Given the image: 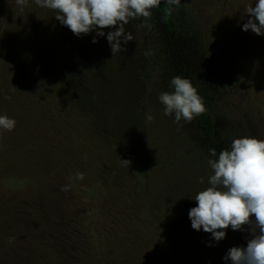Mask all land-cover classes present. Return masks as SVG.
I'll use <instances>...</instances> for the list:
<instances>
[{
  "label": "rangeland",
  "instance_id": "374dc122",
  "mask_svg": "<svg viewBox=\"0 0 264 264\" xmlns=\"http://www.w3.org/2000/svg\"><path fill=\"white\" fill-rule=\"evenodd\" d=\"M254 3L255 0H181L174 11L177 17L186 18V24L182 27L178 23V29L183 32L176 47L177 53L169 52L164 45L163 32L157 25L153 28L146 21L148 26H143V17L132 19L125 25L134 39L127 44L121 40L122 48L127 50L113 56L106 36L114 28L103 29L104 36H96L95 30L77 36L87 45L82 71L89 70V73L86 78H79L76 88L82 84V88L84 85L98 91L105 90L103 93L113 95L114 99L113 108L97 99L93 103L95 115L106 113L110 126L114 128L112 133L96 134L98 140L95 141L83 138L86 130H81L82 126L77 124L79 115L69 107L72 105L68 102L76 99H72V95L70 98L71 91L60 87L57 82L60 75L65 77V57L69 50L63 47L62 41L65 43L70 30L55 19L57 13L54 10L40 7L34 0H28L23 8L16 4V0H0V115L16 121L12 131L0 130L2 197L13 199L17 196L23 200L48 198L50 191L46 171H52L53 167L49 163L56 162V172L61 169L60 166L73 167L77 163L68 154L70 150L77 151L72 152L75 155L78 151L87 150L99 153L102 155L99 164H110L103 155L109 150L113 156L118 153L121 142L114 137L126 124L129 130H134L132 133L136 129L138 132L134 133L138 134L137 142L131 140L126 143L125 149L130 150L129 167H123L125 173L110 178L107 185L104 180L96 181L93 193L98 197L86 202L91 208L89 216L103 222L106 214L118 212L122 216L123 212V216L128 218L130 214L126 208L135 212L131 206L132 197L138 199L139 185L142 184L144 207L149 210L153 198L149 193L157 195L163 181L158 198L171 205L165 211L167 215L154 213L153 217L163 237L162 245L169 248L170 259L181 256L183 260L178 259L177 264H231L223 257L231 247H246L250 238L248 226L245 225L243 231H233L229 227L225 230V238L216 241L203 229L196 231L191 227L188 212L196 206L194 196L209 186L208 178L214 174L207 162L209 148L219 153L222 148H229L233 139L244 136L264 140V35L242 30V25L249 19L246 8L255 6ZM93 37L96 43H92ZM202 43L216 51L219 59H224L222 61L226 65L223 71L230 91L218 105V113L223 118L218 120L211 145L205 142L191 122L181 120L177 123L174 116H165L164 106L158 100L161 92L171 90L166 87L170 78L164 72L174 69L177 63L196 66L203 71L202 75H208L206 60L199 48ZM74 49H71L72 54L76 51ZM75 54L81 56L79 52ZM64 79L60 78L61 86ZM83 89L90 93L87 88ZM63 94H66L65 97ZM85 111L87 117L95 116L92 111ZM146 115H151L153 119L147 120ZM137 137L133 136L134 139ZM184 137L199 149H191ZM141 147L152 151L154 156L143 155ZM132 152L135 157L131 156ZM67 157L72 160L67 162ZM76 159L80 162L79 156ZM40 161L43 164L39 166L46 169L44 172L38 171L37 163ZM171 161L173 164H170ZM140 164L144 168L138 172ZM201 177L203 183H200ZM77 191L60 190L59 195L66 202L64 205L56 199V206L54 201L46 204L50 207L54 205L52 208L63 205V213H66L72 205V196L79 195ZM21 206V203L18 204V208ZM9 208V202L0 200V238L2 233L13 230L9 224H14L18 239L0 240V264H39L41 257L37 256V244H42L30 240L34 231L30 227L28 230L24 228L27 217L13 215ZM68 216L69 213L65 214L64 221ZM68 219L74 227L67 230L78 231L72 218ZM137 232L140 235L136 233L130 244L121 243L129 264H164L157 260L156 263L150 262L153 258L141 255V246L148 244L144 238L151 239L152 248L157 244L155 236L158 234L148 235L144 226ZM130 248L136 250L129 252ZM107 253H111L110 249ZM93 260L98 261L96 258ZM93 260H89L90 264H95ZM117 260H108V263L124 264L123 260Z\"/></svg>",
  "mask_w": 264,
  "mask_h": 264
},
{
  "label": "trees",
  "instance_id": "16d2710c",
  "mask_svg": "<svg viewBox=\"0 0 264 264\" xmlns=\"http://www.w3.org/2000/svg\"><path fill=\"white\" fill-rule=\"evenodd\" d=\"M151 13V17L147 19V22H149L153 28L157 25L162 30V34L165 39L164 45L169 49L170 53H177L176 47L180 42L179 40L182 37L183 32L178 29V23L180 22L183 27L184 24H186V18L182 16L177 17L174 10L171 15H168L166 5L163 3V0L158 8H153L151 10ZM75 42H77V44H75ZM62 44L63 47L66 46L69 51L65 57V62L67 63L64 73L65 77L60 75L57 80L58 85L71 91L72 94H70L69 97L71 98L72 95V99H76L73 102H70V100L68 102L72 105L69 107H72L73 110L76 111L77 115H79V123L77 122V124L82 126L81 130H86V135H84L83 138L86 137L96 141L98 140V135L96 134L100 133L99 135L102 136L107 133H112L114 128L110 126L111 121L108 119V115L106 116V113H102L99 116L95 115L93 103L97 99L102 103L110 104L111 108H113V95L108 96L107 93H103L105 90L98 91L92 87L83 85V88H87L86 90L90 91V93L87 94V92L81 87L82 84H79L76 88L75 84L79 82V78H84V76L86 78L89 73V70H84L85 72L82 71L85 63V56L87 55V45L71 31L68 32V35L65 37V43L62 41ZM200 46H202L199 48L200 51H202V54H204L206 67L209 70L208 75H202L203 71L197 69L196 66L187 67L182 63H177L174 69L164 73L168 74L170 80L172 77L177 75L188 78L192 82L193 86L198 90L199 95L203 98L207 111L202 115L195 117L191 121V124L201 133L205 142L211 145L214 142V135L217 132L218 120L223 118V116L218 113V105L220 104V101L224 99V96L230 91L227 88L228 79L225 77V72L223 71L226 65L224 61H222L224 59L222 57V60L219 59L217 52H213L210 46L206 47L205 43H202ZM72 48H75L74 50H76L73 51V54L71 53ZM77 52L81 53V56L76 55L75 53ZM60 78H65L61 83L62 86L60 85ZM170 80L168 82L166 81V87L169 86L171 92L173 91V87L170 85ZM65 84H67V86H65ZM69 85H71L72 88ZM65 95L66 94H63L64 97ZM86 109L92 111L95 116L87 117L85 111ZM138 122L140 126L142 123L141 119ZM90 128L93 129V131H91ZM132 131L134 130H129L125 124L120 129V133L117 134V137H114L117 138L116 140L118 142H121V145L118 148V153H115L114 156L112 155L111 150L104 153L103 156H106V158L110 161V164L108 163V165L103 166L99 164V159L102 155L99 153H91V151L88 150L83 152L78 151L79 153L77 155L72 153L77 151H69L70 153L68 154L72 156L71 158L77 163L74 164L73 167L60 166L61 169H58L56 172L55 169L58 166L56 165V162L49 163L53 166L52 171H46V180L49 185L50 195L44 200H23L17 196H14L13 199L3 198L0 193V200H6L10 203L9 212L11 214L27 217L28 221L24 228L28 230V227H30L31 230L34 231L32 239L30 240H32L35 244H37V242L42 244H37L39 246L37 256L41 257L38 260L39 264H52L53 262H63L65 264H90L89 260H93V258L98 260L97 262L93 260L95 264H109L108 260L114 261L116 259L123 260L124 264H129V259L125 257L121 246H123L122 244H130L132 238H135V234L138 233L137 230L143 226L147 227L148 235L151 236L158 234L160 238L157 235L155 236L157 237V244H155V247L152 248L150 244L151 239L148 240L147 238H144V240L146 239L148 241V244L146 247L141 246V255L145 254L146 256H150L153 258L150 262L154 261L155 263V260H157V262L161 261V263L164 264H177L178 259L183 260L181 256L177 257L175 260L170 259L169 248L162 245L163 237L160 235L161 231L158 227L159 225L153 217L154 213L167 215L165 211L171 205L170 202H163L158 198V194L162 193L164 186V184L162 185L163 181L160 183V189L157 195L156 193H149V196L153 197L149 210L144 207V184H142L139 185L140 190L138 192V199L136 197H132L133 200L131 202V206L135 209V212L129 211L126 208L127 213L130 214L128 218L123 216V212L122 216L118 214V212L112 214L108 213L106 214L104 221L100 222L98 218H92L88 214V211L91 208L86 205V202L98 197L97 194L93 193L96 181L99 179L104 180L105 185H107L112 178L121 176L119 173H125L123 171V167L125 166L120 163V159L130 160V150L129 148L125 149L126 143L131 140L136 142L138 140V134H134L138 133L137 129L133 133ZM88 133L91 136L87 135ZM133 136L137 138L134 139ZM184 138L186 139L185 142L188 143V146L192 147L191 149H199V147H195V143H191V141H188L186 137ZM109 144L108 146L110 147ZM180 146L178 149L181 148ZM141 148L144 149L143 147ZM140 152L143 153V155H147V157L154 156L152 151L149 149H144ZM76 156H79L80 162L76 159ZM131 156L135 157L134 152L131 153ZM71 158L67 157V162L72 160ZM63 161H65V159ZM41 162L42 161L37 163V168L38 171L42 170L44 172L46 169H42L43 167H40L41 164H43ZM49 164L45 165L47 166ZM170 164H173L172 161ZM143 168L144 165L140 164L138 172H141ZM77 172L83 173V180L75 178ZM138 174L142 175L141 173H137V175ZM148 180L154 179L148 178ZM144 182L146 183L147 180ZM65 185L69 187V190H78L77 192L80 193L78 196H72V199L70 200L72 205L69 207V211L63 213L65 212V206L63 207V205L66 202L61 198L59 193L62 186ZM61 192L66 191L61 190ZM55 199L57 202H62L63 205H59L57 208H52L54 205L56 206L54 201ZM49 201H54V205L51 207L47 205L46 203ZM20 203L22 206L21 208H18V204ZM71 208L73 209L71 210ZM67 213H69L68 218H72V222L75 226H78V231L67 230L68 227H74L69 222L70 219L67 218L64 221L65 214ZM10 227H13V230L2 233L3 237L0 238L1 241H13L18 239V230L16 231L17 226L9 224V228ZM109 249L111 252L110 254L107 253ZM132 250L136 249L130 248L129 252ZM160 250H162L161 253ZM46 256L48 259L45 258ZM22 263H24V261H22Z\"/></svg>",
  "mask_w": 264,
  "mask_h": 264
},
{
  "label": "clouds",
  "instance_id": "9594fccd",
  "mask_svg": "<svg viewBox=\"0 0 264 264\" xmlns=\"http://www.w3.org/2000/svg\"><path fill=\"white\" fill-rule=\"evenodd\" d=\"M36 5L54 10L55 19L66 26L74 35H87L96 31V36H104L103 29L114 28L107 33L112 56L126 51L124 44L134 39L133 33L126 31L130 20L143 17L145 25L151 17V10L158 8L162 0H34ZM168 15L181 0H163ZM22 8L28 0H16ZM255 6H248L249 19L242 25L243 31L251 30L256 35H264V0H255ZM97 40L93 37L92 43ZM173 91L161 92L158 100L163 104L164 115L174 116L175 122L190 123L195 117L207 111L203 98L192 82L179 75L170 80ZM151 121L153 117L146 115ZM16 121L0 115V130L12 131ZM208 165L214 174L208 178L209 186L194 196L196 206L188 212L191 227L210 233L220 241L225 238L226 229L244 230L248 226L249 237L246 247H231L223 259L231 264H264V140L244 136L231 141L229 148L219 153L208 149ZM129 167L130 161L120 159ZM76 179L83 180V173L77 172ZM203 177L200 183H203ZM62 191L69 190L67 185Z\"/></svg>",
  "mask_w": 264,
  "mask_h": 264
}]
</instances>
